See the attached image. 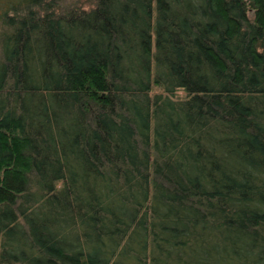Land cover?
Instances as JSON below:
<instances>
[{"label": "trees", "instance_id": "obj_1", "mask_svg": "<svg viewBox=\"0 0 264 264\" xmlns=\"http://www.w3.org/2000/svg\"><path fill=\"white\" fill-rule=\"evenodd\" d=\"M0 264H264V0H0Z\"/></svg>", "mask_w": 264, "mask_h": 264}, {"label": "rangeland", "instance_id": "obj_2", "mask_svg": "<svg viewBox=\"0 0 264 264\" xmlns=\"http://www.w3.org/2000/svg\"><path fill=\"white\" fill-rule=\"evenodd\" d=\"M180 93V95H182L183 93L182 92H179Z\"/></svg>", "mask_w": 264, "mask_h": 264}]
</instances>
